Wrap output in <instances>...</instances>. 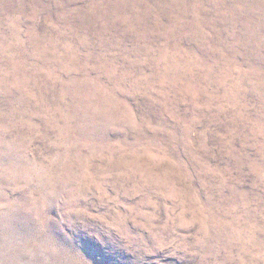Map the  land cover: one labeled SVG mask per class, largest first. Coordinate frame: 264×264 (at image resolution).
I'll use <instances>...</instances> for the list:
<instances>
[{
	"label": "rangeland",
	"instance_id": "rangeland-1",
	"mask_svg": "<svg viewBox=\"0 0 264 264\" xmlns=\"http://www.w3.org/2000/svg\"><path fill=\"white\" fill-rule=\"evenodd\" d=\"M0 264H264V0H0Z\"/></svg>",
	"mask_w": 264,
	"mask_h": 264
}]
</instances>
